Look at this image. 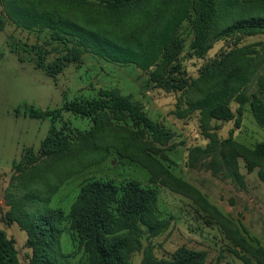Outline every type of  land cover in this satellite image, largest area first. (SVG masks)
<instances>
[{
    "label": "rangeland",
    "instance_id": "rangeland-1",
    "mask_svg": "<svg viewBox=\"0 0 264 264\" xmlns=\"http://www.w3.org/2000/svg\"><path fill=\"white\" fill-rule=\"evenodd\" d=\"M14 1L123 37L144 28L176 0H140L122 12L109 0ZM238 3L239 10L264 12V0ZM0 16L6 19L0 30V226L15 241L21 264H29L32 249L26 231L9 220L12 197L32 190L47 200L39 206L47 204L68 214L81 186L96 179L112 180L120 188L137 180L158 190L157 213L165 227L156 235L143 234L142 246L128 256L129 264H143L149 252L158 259H170L181 247L203 252V264H245L237 252L253 264H264L263 257L256 255L257 248H264V183L259 177L264 160L247 157L244 149L264 141V127L248 103L237 126L239 103L235 100L230 106L236 117L230 121L207 120L199 109L189 110L190 100L212 92L241 70L255 72L248 92L258 91L257 78L264 74V34L215 40L199 58L188 54L194 27L192 20L184 21L178 31L184 40L178 75L183 85L176 89L151 79L150 71L156 67L145 72L133 63L109 62L90 52L80 62H69L56 76L47 75L21 44L44 45L49 51L47 61L53 62L65 54L63 43L51 40V30L25 29L6 18L4 0H0ZM16 45H21L25 62L12 51ZM111 89L129 96L167 136L156 138L150 132L142 136L130 117L108 113L97 120L102 132L90 140L85 132L95 127V118L62 109L66 102L97 98L100 91ZM31 105L53 110V116L30 118L26 111ZM53 126L71 141V150L56 160L38 156L24 170L15 168L27 149L39 152ZM229 137L242 147V153L229 146ZM235 170L242 174L241 180L229 175ZM60 244L59 256L68 255L71 264H88L89 252L67 221Z\"/></svg>",
    "mask_w": 264,
    "mask_h": 264
},
{
    "label": "trees",
    "instance_id": "trees-1",
    "mask_svg": "<svg viewBox=\"0 0 264 264\" xmlns=\"http://www.w3.org/2000/svg\"><path fill=\"white\" fill-rule=\"evenodd\" d=\"M4 1L6 18L12 19L25 29H36L38 32L51 30V40L63 43L65 54L53 62L47 61L49 51L44 45H20L23 51L33 53L34 64L50 76H56L71 61L80 62L84 53L90 52L109 62L133 63L145 72L156 67L150 71L153 81L166 88L180 89L183 79L178 75L181 73L180 55L184 49V40L178 31L184 21L192 20L194 27V37L188 54L199 58L206 55L215 40L240 34H264V12H259L256 8L249 12L239 10L238 0H176L171 7L157 12L144 28L134 30L123 37H113L89 29L70 18L42 12L18 1ZM109 2L114 9L122 12L136 6L140 0ZM5 21L6 19L0 16V30L3 29ZM20 46H13L12 51L18 55L21 62H25ZM254 75L252 70L231 74L230 79L212 92L190 100L189 110L199 109L207 120L230 121L236 117L230 106L231 100H235L239 103L237 126L241 124L243 107L248 103L257 123L264 127V74L257 78L258 91L249 93ZM62 109L95 118V127L85 132L90 140L102 132L103 128L97 120L108 113L130 117L142 136L145 132H150L156 138L167 136L163 127L155 123L137 103L129 96L122 95L118 89L102 90L97 98H80L66 102ZM26 112L30 118L35 119L53 116V110H43L34 105ZM226 141L236 153H242V147L233 142L232 137ZM71 145V141L63 132L53 126L42 142L39 152L36 153L32 148L27 149L23 160L14 163V167L24 170V165L36 163L38 156L56 160L61 154L70 151ZM244 149L247 157L264 160V141L256 144L253 149ZM250 165L252 167L254 163ZM169 175L178 183L181 182L174 175ZM229 175L237 181L242 178V174L237 170ZM259 177L264 183V170L259 171ZM158 199L156 188L144 187L137 180H130L120 188L112 180L96 179L81 186L68 214L61 208L52 209L47 204L39 206L47 200L29 190L18 198L12 197L8 217L10 222H16L27 233V245L32 249L29 264H71L66 259L68 255L59 256L57 253L61 245L64 221L69 223L70 229L88 250V264H129L128 256L142 246L143 234L149 232L156 235L165 227L157 213ZM237 255L245 264H253L250 258L239 252ZM256 255L264 259V248H257ZM203 263V252L186 247L179 248L170 259H158L151 252L143 259V264ZM0 264H21L15 241L8 237L1 226Z\"/></svg>",
    "mask_w": 264,
    "mask_h": 264
}]
</instances>
